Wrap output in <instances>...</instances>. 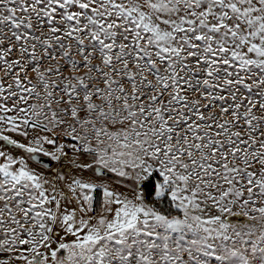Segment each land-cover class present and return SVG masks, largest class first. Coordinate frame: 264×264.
<instances>
[{
  "label": "snow or ice",
  "instance_id": "snow-or-ice-1",
  "mask_svg": "<svg viewBox=\"0 0 264 264\" xmlns=\"http://www.w3.org/2000/svg\"><path fill=\"white\" fill-rule=\"evenodd\" d=\"M0 264H264V0H0Z\"/></svg>",
  "mask_w": 264,
  "mask_h": 264
}]
</instances>
